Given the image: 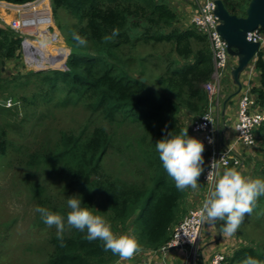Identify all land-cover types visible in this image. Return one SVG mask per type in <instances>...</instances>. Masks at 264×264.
Masks as SVG:
<instances>
[{"label":"trees","instance_id":"trees-1","mask_svg":"<svg viewBox=\"0 0 264 264\" xmlns=\"http://www.w3.org/2000/svg\"><path fill=\"white\" fill-rule=\"evenodd\" d=\"M3 1L22 4L31 0ZM223 1L231 13L244 16L250 0ZM51 6L56 18L64 11L77 22L71 27L57 23L71 48L67 69L29 74L41 77L52 92L62 91L67 99L82 101L86 109L108 124L129 122L141 132L117 142L101 124L85 125L78 133L61 131L50 149L30 156L29 164L57 172L69 188L78 191L83 207L103 216L115 232L130 227L145 249L156 251L168 242L173 227L184 217L181 204L187 190L177 189L174 179L162 167L155 142L169 131L177 134L184 129L182 113L195 121L208 110L209 96L204 84L215 71L208 39L192 25L181 26V17L168 0H51ZM113 29L117 30L115 35ZM74 33L87 43L80 44ZM21 40L8 27L0 28V55L4 60L21 59ZM166 44L171 49L155 56L164 63L154 81L156 86L142 67L148 60L146 56L154 57L153 52L146 56H121L128 46L150 47L153 51ZM133 61L141 66L134 72L129 70ZM254 66L259 86L252 87L251 93L264 111V48L258 51ZM1 107L5 106L0 103ZM259 141L264 144V124L257 131V144ZM116 149L122 160L114 171L105 163ZM7 150V133L0 128V154ZM127 151H131L130 156ZM203 155L205 169L209 152L204 149ZM133 158L140 164L131 169L128 161ZM261 160L258 167L264 178V149ZM261 206L264 207V195L257 198L253 209L263 210ZM46 208L60 213L65 220L63 242L56 233L50 237V264H125L120 263L118 253L105 250L99 238L87 240L86 229L67 224V204ZM248 255L264 261V248L240 245L227 262L239 264Z\"/></svg>","mask_w":264,"mask_h":264},{"label":"rangeland","instance_id":"rangeland-1","mask_svg":"<svg viewBox=\"0 0 264 264\" xmlns=\"http://www.w3.org/2000/svg\"><path fill=\"white\" fill-rule=\"evenodd\" d=\"M168 2L178 11L181 17L179 24L190 26L189 17L193 11H190L185 5L187 1L168 0ZM191 3L195 2L191 1ZM194 8L195 6H192V9ZM53 16L60 33L59 46L71 49L66 41L65 32L59 28L57 23L60 22L66 27H71L77 22L64 11H60L57 18L55 15ZM169 45L155 47L153 51L150 47L139 46L136 49H131L128 46L121 56L133 55L134 57L142 53L146 56L153 52L154 57L146 56L148 60L142 67L150 78L151 84L156 86L154 81L163 71L164 63L158 61L155 56L170 50ZM52 46L54 47V45ZM129 66V70L133 72L141 68L134 61ZM29 71L31 70L25 64L24 58L6 61L0 55V103L2 104L1 101L8 99L13 101L11 106L4 103L2 105L5 107L0 108V128L6 131L8 139L6 154H0V264H50L49 259L53 251L50 237L57 232V228L54 224L47 225L41 219L40 213L35 211V206L47 207L48 205L67 204L69 196L78 195V191L69 188L65 178L60 177L57 172L30 166L29 160L32 154L50 149L61 131L71 130L78 133L85 125L90 127L99 124L105 125L117 142H121L125 137H135L137 132H141L139 128L129 122L114 126L108 124L102 117L94 115L86 109L82 101L69 100L66 98L65 92L62 91L52 92L49 85L41 80V77L31 75ZM226 80L227 78L221 79L222 95L227 94ZM180 117L184 122V129L188 128V134L192 136L191 124L193 120L186 113H182ZM217 125L218 129H222V127L219 128L223 125L221 119H218ZM262 145L264 146L259 141L255 147L240 155L241 164L230 167H235L248 177H262L258 167V163L262 162L261 155L262 149H264ZM134 149L137 150L136 145ZM127 153L129 156L131 155V151H127ZM121 160L122 156L116 149L114 153L107 156L105 165L115 171L120 168ZM128 164L132 169L140 163L133 158L128 161ZM143 166L146 168L145 164ZM257 171H259L258 174ZM202 174L203 172L197 178L199 185L197 189L186 187L187 208H189V201L193 202L191 206L194 205V202H200L199 196L203 193ZM39 191L42 192L38 193ZM257 209H253L251 214L245 213L244 220L236 232L231 235L222 232L221 224L224 221L217 219L214 224H210L216 238L215 242L211 241V245L206 247L210 246L208 247L209 251L212 244L220 243V249L223 250L221 253L226 256L222 264H229L227 258L230 257L235 247L240 245L263 250L264 209ZM186 211L185 208L184 215ZM207 224L209 223L207 222ZM113 232L117 235L134 236L130 227L126 231L115 232L113 230ZM138 244V249L133 255L121 258L120 263L143 264V262H148L146 259L148 249H145L139 241ZM206 247L204 246V251H207ZM154 254L156 255V253ZM208 255L209 253H206L205 257ZM205 257H202L201 250L198 255V263L206 264Z\"/></svg>","mask_w":264,"mask_h":264},{"label":"built area","instance_id":"built-area-1","mask_svg":"<svg viewBox=\"0 0 264 264\" xmlns=\"http://www.w3.org/2000/svg\"><path fill=\"white\" fill-rule=\"evenodd\" d=\"M196 12L190 18V24L199 32L206 35L213 55L215 71L210 81L204 84L209 96V108L204 115L191 124V134L201 139L205 149L209 152L207 166L202 175L203 193L200 202L189 208L185 216L173 227L168 242L154 253L161 258L168 257L171 252L182 256L181 264H199L200 241L206 220L200 211L203 201L214 188L217 173L222 174L226 167L241 164L240 155L235 150L237 145L246 149L257 145V131L264 124V111L258 106L256 97L251 93V87L242 91L237 108V119L234 126L235 141L226 143L223 133L218 129V113L214 106L221 95V79L230 75L235 67V59L227 51V42L219 33L220 21L215 15V0H195ZM11 15L10 19L6 17ZM51 0H31L22 4L0 0V28L8 27L15 34L22 37L21 57L31 71L66 70V62L71 49L59 46L60 33L57 29ZM251 42L259 43L264 48V31L256 29L247 35ZM46 41L54 45L53 51H47L43 46ZM54 52L53 54H50ZM8 106L13 104L11 99L1 101ZM211 138V143L209 139ZM217 159L216 167L211 162ZM211 173V178L209 174ZM182 254V255H181ZM226 256L215 253L208 264H222Z\"/></svg>","mask_w":264,"mask_h":264},{"label":"clouds","instance_id":"clouds-1","mask_svg":"<svg viewBox=\"0 0 264 264\" xmlns=\"http://www.w3.org/2000/svg\"><path fill=\"white\" fill-rule=\"evenodd\" d=\"M116 31L113 29V35ZM74 38L80 44L87 43L79 34L74 33ZM105 39H111V36H106ZM209 142H212L211 138ZM204 149V142L195 136H190L188 128L181 129L177 134L169 131L155 142V150L162 167L174 179L179 190L189 186L192 189L198 188L197 178L204 171ZM216 161L217 159H214L211 162L213 168L216 167ZM261 195H264V178L248 177L235 167H226L222 174L217 173L214 188L202 203L200 209L202 218L210 224H214L217 219L224 221L221 225L222 232L231 235L240 226L245 213H252L255 202ZM80 197V195H72L67 198L66 203L70 209L67 212V224L82 231L86 229L87 240L99 238L105 250L110 249L113 253H118L121 258L132 256L138 249V240L128 234H115L109 221L101 215L94 214L89 207L82 206ZM35 211L40 213L41 219L47 225L56 226V235L63 242L65 229L63 216L41 205H36ZM239 264H264V261L248 255L239 261Z\"/></svg>","mask_w":264,"mask_h":264},{"label":"crops","instance_id":"crops-1","mask_svg":"<svg viewBox=\"0 0 264 264\" xmlns=\"http://www.w3.org/2000/svg\"><path fill=\"white\" fill-rule=\"evenodd\" d=\"M186 6H188V9L190 11H193L191 15H193L196 10H197V5L196 3H191V1L195 2V0H186ZM192 6H195L194 9H192ZM226 80V86H225V90L227 91V94L224 93V95H222V91H221V95L220 98L218 100V102H216L214 109L215 112L217 111V115H218V119L222 120L223 125L219 126V128L222 127V129H219V132L221 131L224 132L223 133V140L226 143H234L235 141V131H234V126L236 123V119H237V108H238V101L241 95V92L246 90L248 87H254V86H259V74L258 71L256 70L254 63H252L249 68L242 74L241 76V81H242V90L236 94L237 92V86L234 84L232 78L230 75H228ZM229 91V93H228ZM235 150L238 154L244 153V152H248L249 149H246L244 147H242L241 145H237L235 147ZM199 198H201V196H199ZM189 200V199H188ZM185 201L186 198H185ZM183 202L181 204V209L182 211H185V208L187 209L186 213L188 212L189 208L192 207L191 204H193V202L189 201V208H187L186 202ZM198 202H194V205L197 204ZM185 213V212H184ZM185 216V215H184ZM216 238V234L214 232V229L212 227H210V223L207 224L206 222V226L203 230V233L201 235V241H200V251L202 250V257L206 256V253L208 255V257H205L206 260V264H208L210 262L211 257L215 254V253H219L222 252L223 250L220 249V243H215L212 244L210 250L208 251V247H206L207 245H209L211 243V241L213 242L214 239ZM215 242V241H214ZM222 243V242H221ZM204 246L206 247L207 251H204L203 248ZM212 249V250H211ZM177 252L179 253H175V252H171L168 257L165 258H161V256L159 254H154V250L153 251H147V261L150 262V264H181L182 263V256H179L180 252L182 253L181 250H178ZM206 252V253H205ZM211 252V254H210ZM182 255V254H181ZM148 262L143 264H148ZM154 262V263H153ZM208 262V263H207Z\"/></svg>","mask_w":264,"mask_h":264},{"label":"water","instance_id":"water-1","mask_svg":"<svg viewBox=\"0 0 264 264\" xmlns=\"http://www.w3.org/2000/svg\"><path fill=\"white\" fill-rule=\"evenodd\" d=\"M215 15L220 24L219 33L227 42V51L235 59V67L231 70V78L237 86V93L242 90V74L260 50L259 43L248 40V33L256 29H264V0H250L244 16H237L230 12L223 0H215ZM142 81L145 78H141Z\"/></svg>","mask_w":264,"mask_h":264},{"label":"bare ground","instance_id":"bare-ground-1","mask_svg":"<svg viewBox=\"0 0 264 264\" xmlns=\"http://www.w3.org/2000/svg\"><path fill=\"white\" fill-rule=\"evenodd\" d=\"M7 19H10L11 18V15H9V16H7L6 17ZM62 42V41H61ZM43 46L45 47V49L47 50V51H53L54 50V48L55 47H53L52 45H49V44H47V43H43ZM51 48H50V47ZM54 52H52V53H50V54H53ZM197 119V118H196ZM221 238V237H220ZM211 245V244H210ZM212 250V249H211ZM204 260V259H203Z\"/></svg>","mask_w":264,"mask_h":264}]
</instances>
